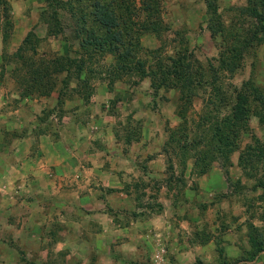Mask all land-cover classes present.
<instances>
[{"label": "rangeland", "instance_id": "obj_1", "mask_svg": "<svg viewBox=\"0 0 264 264\" xmlns=\"http://www.w3.org/2000/svg\"><path fill=\"white\" fill-rule=\"evenodd\" d=\"M3 1L0 90L8 91L6 113L23 99L57 98L51 106L38 104L34 122L23 118L19 136L33 127L58 136L65 126H59L61 119L73 137L72 125L93 112L91 98L107 82L112 98L102 109L118 118L117 138L161 139L165 176L146 181L149 203L155 204L149 208L161 211L156 202L162 183L169 185L179 210L173 234L153 236L155 248L146 262L264 264V101L253 100L264 96V0H161L157 6L130 0L125 8L148 30L129 74L116 71L112 55L80 48L75 21L89 8L81 10L69 0H23L26 13L15 17ZM15 23L19 32L13 31ZM36 69L47 70L48 78L27 91ZM238 93L245 95L240 108H249L247 129L226 159L215 147L212 127L230 113ZM76 97L84 106L66 109L65 102ZM12 120L9 116L7 122ZM153 158L148 154L139 165L146 170ZM213 170L220 182L209 198L207 176ZM160 248L166 250L163 257Z\"/></svg>", "mask_w": 264, "mask_h": 264}, {"label": "crops", "instance_id": "obj_2", "mask_svg": "<svg viewBox=\"0 0 264 264\" xmlns=\"http://www.w3.org/2000/svg\"><path fill=\"white\" fill-rule=\"evenodd\" d=\"M6 1L12 16L26 13L23 0ZM3 16L0 7V54ZM13 31H20L17 23ZM7 92L0 90V264H150L145 258L153 254V236L173 234L178 219L173 215L179 211L169 185L162 183L156 202L162 209H150L155 204L149 203L146 181L165 176L160 137L117 138L118 118L102 109L112 98L107 82L91 98L93 112L72 125L73 137L61 119L59 126H65L58 136L33 127L20 137L23 118L34 122L38 104L51 106L57 98L23 99L6 113ZM76 106H84L82 98L64 107ZM148 154L154 158L145 170L139 162ZM218 176L216 170L207 176L209 198L216 193Z\"/></svg>", "mask_w": 264, "mask_h": 264}, {"label": "trees", "instance_id": "obj_3", "mask_svg": "<svg viewBox=\"0 0 264 264\" xmlns=\"http://www.w3.org/2000/svg\"><path fill=\"white\" fill-rule=\"evenodd\" d=\"M69 1L81 8V10L89 8L88 12H81L75 21L76 33L81 38L80 48L82 50L91 49L96 54L112 55L116 62V71L129 74L132 70L130 69L131 65L138 56V52L142 51L140 44L141 35L143 31L148 30L145 24H143L145 25L143 27H138L133 13L125 8L126 3L130 4V0ZM144 1L147 6H157L161 0ZM3 2V0H0L1 5ZM209 7L211 9V5ZM71 12L74 14L72 9ZM253 13L255 16L259 14L257 11H253ZM150 17L151 15L149 14ZM150 25H152L151 22ZM152 29L153 32L156 30L155 27ZM218 30L219 27L212 29L211 32L214 35L219 32ZM40 70L36 69L33 76L30 73V85H28L27 91H30L33 84L35 85V81L48 78L47 70L41 71L43 73H40ZM243 98H245V95L238 93L235 98L237 102L231 108L230 113L220 123H216L212 127L217 137L215 147L221 148L226 159L236 146L235 139L237 135L241 133L242 129H247L245 124L249 117V108L247 110V108L243 109L239 106ZM253 100L264 101V96L261 98L258 95H254ZM262 188L264 189V185Z\"/></svg>", "mask_w": 264, "mask_h": 264}]
</instances>
